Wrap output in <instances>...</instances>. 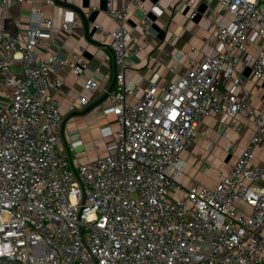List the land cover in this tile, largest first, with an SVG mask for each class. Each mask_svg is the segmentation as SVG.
Segmentation results:
<instances>
[{"label": "built area", "instance_id": "obj_1", "mask_svg": "<svg viewBox=\"0 0 264 264\" xmlns=\"http://www.w3.org/2000/svg\"><path fill=\"white\" fill-rule=\"evenodd\" d=\"M219 1L233 20H208L216 28L202 38L203 59L181 74L169 65L172 80L143 90L126 82L128 60L144 47L125 23L138 9L148 35L152 18L142 0L106 1L116 27L90 26L112 54L115 82L102 89L109 104L101 113L115 116L118 129L105 155L78 165L62 146L63 82L52 72L70 65L83 74L88 63L43 48L54 23L41 8L31 11L28 29L11 20L15 34L0 22V264H264V158L255 162L253 153L264 143V112L222 87L240 60L264 78V0ZM184 2L194 18L197 0ZM10 4L0 0L1 15ZM74 21L68 12L59 31L70 32ZM246 47L255 54L235 56ZM100 87L93 76L83 84ZM87 102L80 96L82 107ZM242 110L255 130L235 164L211 186L183 184L180 157L204 117L221 114L225 134L226 118ZM81 144L72 139L69 150Z\"/></svg>", "mask_w": 264, "mask_h": 264}, {"label": "crops", "instance_id": "obj_2", "mask_svg": "<svg viewBox=\"0 0 264 264\" xmlns=\"http://www.w3.org/2000/svg\"><path fill=\"white\" fill-rule=\"evenodd\" d=\"M11 4L2 15L0 22L6 33L15 34L17 28L10 21L19 22L22 30L35 23L31 11L41 8L45 16L52 18L54 28L43 37V48H48L62 57L74 61L72 54L88 63L83 74H75L70 65H65L52 75L63 82L64 95H57L62 109L67 113L64 123V146L71 155L72 163L89 161L92 153L107 152V146L115 139L117 130L101 111L109 104L102 100L87 113L84 111L97 103L105 94L103 88L114 81L115 66L110 49L103 38L90 26L92 22L100 23L105 29H114L115 20L106 13L107 0H55L49 4L43 0H10ZM114 7H119L127 0H111ZM152 18L148 35L143 31L142 13L132 8L125 26L132 33L133 40L144 48L128 60L125 70L126 82L143 90L149 82L155 81L158 88L164 86L176 75L170 73L169 65H173L176 74H181L191 65V60L200 61L207 50L202 38L215 32V25H210L217 15H223L226 22L233 17L226 12L219 0H197V14L190 18L191 9L184 0H142ZM68 12L74 13L76 27L70 32H61L59 28ZM88 25V30L85 25ZM23 38V35L21 36ZM254 55L251 47L235 51L241 58L245 54ZM95 77L100 88L93 91L84 90V81ZM233 89L238 97H247L249 107L255 112H264V78L257 79L253 69L247 63L238 61L234 65L231 77L222 86ZM80 96L87 98L86 106L80 104ZM71 107L74 110L71 111ZM221 114L210 113L199 125L196 139L188 150L181 154L184 172L180 181L187 185L197 183L211 186L218 179V173H227L237 161L241 152L249 145L254 134L253 115L242 110L234 117L226 118V133L220 124ZM111 128L113 135L103 136V131ZM205 130V135L201 131ZM81 139L82 144L69 150L72 139ZM111 140V141H110ZM254 160L260 162L264 158V143L254 149ZM103 154V155H105ZM101 156V155H100Z\"/></svg>", "mask_w": 264, "mask_h": 264}, {"label": "rangeland", "instance_id": "obj_3", "mask_svg": "<svg viewBox=\"0 0 264 264\" xmlns=\"http://www.w3.org/2000/svg\"><path fill=\"white\" fill-rule=\"evenodd\" d=\"M110 121H111V123L114 125V126H116V128L118 127V123H117V120H116V117L115 116H110ZM118 129V128H117ZM67 140H66V138L64 139V131H63V138H62V146H64V142H66ZM111 141V140H110ZM103 154H105V151H100V152H98L97 154H95V153H92L91 155H90V157H89V161H93V160H95V159H97L98 158V156H100V155H103ZM240 204H242L241 202H240Z\"/></svg>", "mask_w": 264, "mask_h": 264}, {"label": "water", "instance_id": "obj_4", "mask_svg": "<svg viewBox=\"0 0 264 264\" xmlns=\"http://www.w3.org/2000/svg\"><path fill=\"white\" fill-rule=\"evenodd\" d=\"M86 29L88 30V25L86 24L85 25ZM114 82H112V84L110 85V89H112L113 85H114ZM107 98V94H105L97 103H95L94 105H92L91 107H88L84 113H87L88 111H90L93 107H95L96 105H98L102 100L106 99Z\"/></svg>", "mask_w": 264, "mask_h": 264}]
</instances>
